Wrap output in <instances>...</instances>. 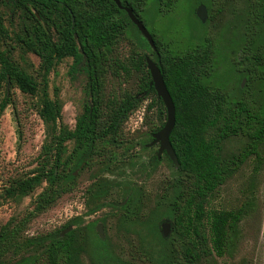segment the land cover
Wrapping results in <instances>:
<instances>
[{"label":"trees","instance_id":"obj_1","mask_svg":"<svg viewBox=\"0 0 264 264\" xmlns=\"http://www.w3.org/2000/svg\"><path fill=\"white\" fill-rule=\"evenodd\" d=\"M121 1L123 5L132 7L144 22L146 0ZM160 1L161 5L174 4L169 0ZM6 12L11 14L10 18L18 14L22 16L19 42L25 50L41 59L43 87L2 46L10 37ZM217 12L220 10L210 14L208 22L215 18ZM242 23L246 30V44L244 50L235 55L236 62L232 63L241 76L248 78V84L259 82L261 101L258 96L245 93L231 97L224 89L205 82V78L216 71V62H213L215 59L209 48L181 57L178 52L165 50L153 34L157 46L154 60L176 105V125L170 140L180 161V167L176 168L173 181L168 186L174 195L164 214L170 219L171 229L178 239L172 238L168 245L171 256L180 252L191 263L201 254L224 256L233 253L248 204L237 210H211L207 203L221 182L233 175L252 155H255L257 169L262 165L264 0H246ZM130 25L141 34L126 10L114 0H0V113L9 103L7 95L2 97V90L8 91L15 85L25 94L41 95L39 115L46 126L41 151L46 161L41 170H32L29 176L11 184L3 194L13 200L22 199L44 178L47 179L49 185L40 192L23 223L70 191L75 173L78 168H83L84 163L103 162L107 155L110 159H117L114 148L126 141L122 124L147 98L152 97L147 108H156L157 118L161 121L160 124L150 122V138L165 125L167 109L151 85L146 55H141L130 65L119 64L128 75L132 70L142 74L136 92H124L121 97L113 98L105 95L107 57ZM205 44L209 47V42ZM67 57L73 59L72 73H86L92 102L85 105L73 129L62 123L63 104L56 90L55 95L51 94L48 83V75L54 66ZM240 89L245 91L242 84ZM232 137L243 138L246 144L238 152L227 155L224 144ZM69 141L74 142V151L67 156L66 143ZM160 161L157 155L154 156V165ZM110 167L109 162L104 171ZM89 191L97 199L107 194L106 189L98 187ZM21 230L22 225L10 228L9 224L0 229V259L3 247L14 241ZM78 239L76 230L65 235L58 231L38 242L40 245L48 243L45 252L49 264H82L80 253L85 243ZM29 241L34 242L33 239ZM104 244L100 242L94 250L96 260L110 257ZM32 263L33 260H27L22 264Z\"/></svg>","mask_w":264,"mask_h":264},{"label":"rangeland","instance_id":"obj_2","mask_svg":"<svg viewBox=\"0 0 264 264\" xmlns=\"http://www.w3.org/2000/svg\"><path fill=\"white\" fill-rule=\"evenodd\" d=\"M169 1L174 4L168 6L161 5L160 0H146L144 22L161 46L165 50L178 52L181 57L201 48L205 51L209 47L204 42L212 40L209 37L207 41L204 40L201 30L208 32L212 25L218 31L221 28L211 35L215 50H208L213 53L216 71L206 77L205 82L224 89L231 97L245 93L258 96L261 101L258 81L250 84L246 81L242 87L245 91L240 89L243 79L248 78L241 76L233 67L229 56L232 44L223 34L227 27L233 28L237 21L242 20L246 0ZM200 2L207 8L205 24L194 14V8ZM208 9L209 17L220 10L211 22H208ZM6 14L10 37L2 44L3 48L43 87L41 59L25 50L19 42L22 16L18 14L10 18L11 14ZM242 29V34L237 29L235 41L234 34L230 35L235 54L242 52L246 44L244 25ZM194 35L199 38L197 45L191 40ZM239 39L240 44L236 43ZM226 40L229 48L227 43L225 45ZM261 51L264 56V45ZM141 55L154 60V49L130 25L106 60L104 92L107 98L137 91L142 74L132 70L128 75L119 64L130 65ZM72 64L71 57L64 58L48 75L51 94L55 95L56 90L63 104L62 123L71 129L75 128L77 117L84 111L85 105L92 103L86 73H72ZM1 95H7L9 103L0 113V229L6 224L10 228L22 225L17 238L3 247L1 264H22L27 260H33L32 264H49L45 252L48 243L40 245L38 241L58 231L65 235L75 230L80 243H85L80 253L82 264H264V145L260 150L262 165L257 169L255 155H252L233 175L221 182L207 203V208L211 210H237L248 204L235 250L224 256L201 254L191 263L180 252L175 253L176 257L171 256L168 244L172 238L177 240L178 236L174 235L171 225L169 233L166 235L164 232L166 223L171 224L164 214L174 195L173 189L168 186L176 174V166L166 154H162L157 165L153 164L159 147L150 145L152 139L148 130L150 122L160 124L161 121L157 118L156 108H147L152 97L147 98L122 124L126 141L114 148L117 159H110L107 155L103 162L84 163L83 168L77 169L70 191L23 223L40 192L49 185L47 179L44 178L34 191L22 199L13 200L3 194L6 188L29 176L32 170H41L46 161L41 154L46 137V126L39 115L41 95L25 94L15 85L8 91L3 89ZM245 144V139L232 137L225 142L224 152L227 155L236 153ZM66 146L68 156L74 151V142L69 141ZM109 162L110 170L104 171V166ZM97 187L107 190L101 199L93 197V192L89 191ZM31 239L34 242L29 241ZM100 242L105 243L104 248L110 257L105 260L97 258L98 262L94 250Z\"/></svg>","mask_w":264,"mask_h":264},{"label":"water","instance_id":"obj_3","mask_svg":"<svg viewBox=\"0 0 264 264\" xmlns=\"http://www.w3.org/2000/svg\"><path fill=\"white\" fill-rule=\"evenodd\" d=\"M120 8H123L128 13L132 22L138 27L141 34L147 39L149 44L154 50H157V46L155 43V39L152 33L149 31L145 23L136 15L134 9L130 6H125L122 4L121 0H114ZM197 14L202 20L205 22L207 20V8L204 4H201L197 9ZM148 69L150 70L152 80L151 85H153L158 93V96L163 100L165 107L167 109V118L165 125L157 132L153 134L154 140L150 145H155L156 143H160V147L158 150V158L161 159L162 154L164 152L170 157L173 164L176 168L180 167V161L177 156V153L171 143L170 135L176 125V105L174 103L173 97L166 85L164 76L159 65L153 60L150 56H146ZM247 79L244 78L242 82V87H244ZM149 145V144H148ZM165 234L167 235L170 231L169 226L171 224L166 223Z\"/></svg>","mask_w":264,"mask_h":264},{"label":"flooded vegetation","instance_id":"obj_4","mask_svg":"<svg viewBox=\"0 0 264 264\" xmlns=\"http://www.w3.org/2000/svg\"><path fill=\"white\" fill-rule=\"evenodd\" d=\"M179 1V0H178ZM202 4V2H200L199 4H198V6L199 5H201ZM204 4V3H203ZM126 6V5H125ZM198 6L197 7H195L194 8V14H195V16H197V18L200 20V22L201 23H203V24H205L204 22H202V20L198 17V15H197V8H198ZM208 7V6H207ZM208 19H209V9H208ZM223 26V25H222ZM240 29V34H242V28H243V23H242V20L240 19L239 21H237V23H235L234 24V26H233V28H228L227 27V29L225 30V32L223 31V33H224V35L226 36L227 35V37L228 38H226V39H228V43L229 44H232V46L231 47H233V43L231 42V38H230V35H231V33H233L234 34V41H235V36H236V34L238 33V30L237 29ZM221 30V28L219 29V31ZM217 29H216V27H215V25H212L209 29H208V32H207V30L205 31V30H201V35H202V38L205 40H207V38L209 37V39H211L212 41L210 42L209 41V48L210 49H212V51H214L215 50V46H214V38H211V35L212 34H214L215 32L217 33ZM218 31V32H219ZM225 38V37H224ZM199 38H197V36H193L192 38H191V40L194 42L195 41V45H197L198 44V42L197 41H199L198 40ZM226 43H227V40L225 41V45H226ZM228 43H227V45H228ZM236 43H241V39H239V42H236ZM236 43H234V44H236ZM210 44H211V46H210ZM194 45V44H193ZM218 45H219V47H220V45H221V42H219L218 43ZM226 45V46H227ZM228 48H229V45H228ZM231 51V54H229V56L232 58V61L233 62H236V59H235V49H230ZM154 140V137H153V134H152V141ZM158 146V147H160V143H156L154 146ZM163 154H166L167 155V153L166 152H164Z\"/></svg>","mask_w":264,"mask_h":264}]
</instances>
